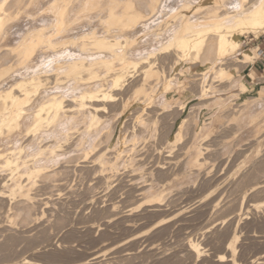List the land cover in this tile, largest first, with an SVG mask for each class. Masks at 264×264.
<instances>
[{
  "label": "rangeland",
  "instance_id": "rangeland-1",
  "mask_svg": "<svg viewBox=\"0 0 264 264\" xmlns=\"http://www.w3.org/2000/svg\"><path fill=\"white\" fill-rule=\"evenodd\" d=\"M12 1L13 0H8L6 8L9 11H15L13 15L14 17H12L13 21L9 26L12 28L11 25H14L13 29L15 30L11 31V34L12 37L14 35L16 39H10L9 36L11 34L6 38L0 37V68L2 67L0 71L13 66V69L10 72L11 75L16 73L17 69H25L28 64L23 61L24 58L21 53L16 50V47L19 46L21 42V37L18 35L21 36L23 33H29V30L32 31V28L35 27V25L38 27L40 23L35 22L36 20L41 22V20L47 18V16L53 17L50 13V5H52L53 2H51V4L48 2L47 4L44 0H37V2L34 0V3L33 0H22V3L18 8L13 5ZM139 1L143 3L141 4L143 11L148 12V7L145 3L147 0ZM78 2L79 1H77V3ZM239 2H241V0H221L219 3L212 2V4L202 2V0L159 1L156 10L157 13L154 15L155 17H152L154 19L151 18V20L148 21V27L146 24V27H140L141 29L144 28L146 31L145 34L144 32L140 34L137 28H135L137 31L131 29V26L127 28L128 33L125 34H129L130 32L132 35L134 34V38L130 44V49L132 50V52L130 50V57H141L145 55V53L147 54L154 50L155 47H158L162 41L165 42L169 40L170 37L168 38L166 36V38H163L165 40L155 38L159 27L161 28V31L165 28L166 30H171L187 19L199 21L207 16L210 9H216L219 14H233L234 11L238 10L240 7ZM23 3L25 4L23 5ZM42 3H46L47 5L45 4L44 6ZM80 3L78 5H80ZM42 5L45 7L44 10ZM105 5V7H107V3ZM100 9L101 8H94L92 9L94 11H89L92 12V17L94 15L93 18L89 15L90 13L88 14L89 16H84L85 18L90 17L93 23H88L91 22L90 18V20L83 19L84 17L77 14L81 18L80 22L85 21V23L83 22L84 26H80L83 24H78L77 27L74 26L76 27L75 29L73 27L69 28V31L74 32V29L76 30V35H81V33L83 34L95 29L98 32L100 31L99 33H101V35L102 32L105 34L104 31L109 28V24L105 22V12H101ZM120 10L121 9L118 8V11ZM29 12H35L37 15L35 16L34 13L30 15ZM45 13L47 15H43ZM72 14L73 13H71V17H75V15ZM41 16L44 18H41ZM50 17L47 18V23L51 22L52 18L50 19ZM20 18H22V20ZM32 19H35V21ZM23 20H26L25 22L27 24ZM94 22L96 25L95 28ZM156 22L158 23V26ZM200 23L201 22H196L195 24ZM25 24L33 26L28 29V26ZM166 24L172 27L170 28L168 26V28L166 27ZM21 25L24 26L22 28H25V30H22ZM18 26H20V28ZM47 26H49L48 30H51L50 33H52V26H50V24H47ZM88 26L92 28H87ZM78 27L80 31L82 30L81 33H78ZM81 27H84L85 29L83 28V30ZM100 27L103 30L105 28V30L103 31ZM17 28L19 29V32H17ZM14 31L15 33H13ZM107 31L110 32V30ZM107 31L106 33L109 34ZM111 32H113V35L116 34L114 31ZM111 32L110 35H112ZM136 32H139L137 35L140 34L142 36H135ZM68 34H70V32L65 35L62 33V35H64L62 38L68 40ZM142 37L145 39L146 43ZM254 37L253 33L245 34L243 36L241 50L225 57V67L227 66L233 72V75L230 77L220 76L219 72H217V68H211L208 73H206V76L203 72H205V68L208 66L203 58V61L201 60L195 63L194 60H191L192 58L178 57V54H176V51L174 50L170 53H164V57H162L164 54H161L163 59L159 54V57H157L159 58V64H156V67L158 66L160 72L149 77L147 83H150L147 84V86L150 88L146 87L148 88L147 92L149 93L147 95L142 94V96L140 95L141 97H139V95L136 96L134 90L136 89V85L139 84V82L137 83V81H140L138 79H141L143 66L138 70H133L134 73H132V75L135 74L134 78H129L128 82L130 85L128 84V88L123 92L126 94L125 96L123 94V100L124 98H127L126 101L129 99L127 109L123 112V104H119L121 102L123 103V100L121 99L122 101L113 104V107L112 105L110 106V109H112L110 110L112 111V113H110L111 116L109 115V118L104 117L105 120L98 125L93 126L94 129L91 128V130H89V119L84 118L82 115L84 111L79 110L81 106L76 102V121L74 122V125L71 124L72 127L69 128L70 125L66 126L63 122H61V125H64L60 126V122L58 121H45L42 127L40 126V131H37V137L34 134H31L33 132H31L30 135H26L29 130L28 127L31 128L30 126L33 123V113L36 109H34V111L32 110V116L30 111H28L30 114H26V118L24 117L26 120L23 119L22 127H20L21 129L19 128V131L17 130L13 136L3 137L2 139L4 141L1 139L3 144H0V152H4V156L0 158V169H2L0 170V189L5 194L2 195L3 198L0 196V264H24L23 262L26 260L32 262L31 264H80L84 261L87 262L86 264H218V254L228 253L227 245H229V243L235 238L234 245L236 249L234 255L237 261L240 260L237 264H257L260 261H264V208H259V210H257L258 208L254 207L255 203L264 200V33L260 35V39H254ZM17 39L20 42H18ZM149 41L150 44H148ZM80 42L82 41L78 39L77 42L76 40L77 49V43H79L80 47ZM142 42L143 44H141ZM68 43H65L64 47L62 44V47L60 46V48L66 50L65 48H68V46L72 44L71 42L70 44ZM46 46L47 45L44 46L45 48L42 46L44 49L38 51L39 55H42L43 52L45 56L54 53L50 51L52 48L49 46H47L49 47L47 48ZM256 46L261 48L262 52L259 56L255 54V61L248 64H240V62H237L238 58L244 57V50H248L249 48L252 49ZM90 47H92V45L86 46L84 51L94 52L95 50L93 47ZM80 49L81 48L76 51L79 56L83 53V50L80 51ZM86 52L81 55H86ZM8 55H10V57ZM20 58H22L21 61L19 60ZM166 59H168V61ZM256 61H259L260 63L259 71H257L254 64ZM162 66L164 68H162ZM14 69L16 71H14ZM104 69L105 68L102 67L98 72L101 75L103 73L105 74ZM149 69V71H153L151 67ZM9 77H11L10 74ZM108 78V83H110L111 78ZM102 83L103 82L98 81L90 83L92 86L90 84H85V86H83L84 88L91 90L98 88ZM168 83H170V86L167 89L166 87ZM244 84L247 85V87H244ZM131 85L132 87H130ZM55 87L56 86H54V88ZM203 87H207L208 89L205 95H203L201 91ZM36 101L38 100H36L35 97V100H33V107ZM68 103L70 102L68 101L67 104ZM152 118L153 121H156V132H149L150 134L148 133V137V135H146L147 131H144L145 133H140L141 128L139 127V124L141 121L145 120L151 124ZM178 124L183 126V136L175 146L170 140L174 137ZM54 128H60L61 131L57 130V132L55 131L56 134L52 133L54 134V137L51 136V138H49L50 140L48 139L39 142L41 140L39 138L41 134L46 131V133H49L51 130L54 131ZM124 130L127 132L125 133L127 139H129L122 145L124 147L122 152H124L125 155L120 149L115 147L118 145V137L122 135ZM133 131L140 136L137 135V137H135L136 134ZM57 133H59V135ZM106 133H108V135ZM129 134L135 135L132 137V135L130 136ZM22 136L24 138H22ZM9 137L11 138V141L9 140ZM66 137L68 138L66 139ZM93 137H98L96 138V140L98 139L96 142L100 141V150L104 149L107 145V149H104L105 152L102 150V153L106 154L105 157H110L114 160L116 158V160L119 159L121 161L119 163L121 164L120 171L122 172H119L117 175L120 176V173H122V179L119 176H111V174L109 177V174L107 175L92 167L91 161H93V152H90L86 156H82L85 153L84 150L90 148L89 141L95 139ZM55 138L60 139L55 141ZM79 138L81 140L84 138L85 142H82L83 145H79L77 142ZM109 138H111V140ZM69 139L71 141H69ZM65 140H68L69 142L66 143ZM74 141L77 142L76 150L75 148L71 149ZM21 144H24V149L20 153L21 156L19 155L18 149L15 150V152L17 151V154L15 153L11 156L12 159H14V157L17 159L16 156L19 158L21 157V159H17L20 163L26 161V157L28 159L29 157L31 158V156L34 157L36 155L35 153L46 149L44 148L45 146H49V148L46 152L40 154L42 159L38 158L35 160V158H31L30 166L28 163L30 160H28V165L25 163L28 168H22L24 163L21 164L22 167L20 166L21 170L19 169V171L16 169L17 167L15 165V167L4 166L7 157H10L11 155V149L18 148ZM59 145L61 147H59ZM169 145L170 147H167ZM110 146L111 148H109ZM40 147H42L41 150ZM54 149H57L56 151L58 154H70L73 150L74 152H71V154H76V156H74L76 163L73 164L70 162L72 166L70 163L69 166H67L66 164H68V162L63 161L65 163L62 164V167L61 164H59V168L61 167L60 169L64 171H60V174L58 173L59 175L56 176L58 178L55 177V182H48L43 176L33 178V180L31 179L32 182L31 180H28L27 176L23 174L24 171L29 169V167H33L34 164L35 166L37 164L39 165L40 161L38 162V160H41L42 162L45 157L51 156V151ZM69 149H71V151H69ZM108 149L111 150V154L113 155L110 154V150ZM113 149L115 150V154ZM63 150H68L69 152L66 151V153ZM32 154L35 155L33 156ZM153 154L154 157H152ZM176 155L179 157H176ZM146 156L148 160L145 159ZM121 158L123 159L121 160ZM133 158H135V160ZM195 158H199V165L187 169L192 171V173L186 170L187 172L185 175L191 176H184L185 179L189 178V181L187 180L188 182L185 181V179H181L180 182L183 184L170 183L171 185L167 184V186L164 185V182L163 187L165 186V188H163L162 185H159L166 190L163 192L158 186V189L155 187L157 190L154 188L156 192L152 191L153 194L159 196L156 200L158 201V206H156L158 207L157 211L152 210V212L150 210L151 206L149 207V204L145 202V194H143L144 196H140L141 191H139L137 186L126 181L130 179L131 174L129 175V173L125 171L123 165H127L129 160H134V162L132 161V165L144 164L146 166L145 175L150 174L152 177H154V175L155 177H160L158 176L160 175L158 174L159 172L156 173V170H159L158 167L164 163L163 161L166 162L167 160L168 162H171V164L167 163L170 166L165 164L167 168L169 167L173 168V170L175 169L174 171H179L186 160H195ZM32 159L35 163L32 162ZM139 159L141 160V164H137L140 163ZM64 165L65 168L63 169ZM124 172L125 175L123 174ZM12 175L13 177L11 179L10 177ZM106 175L109 178L106 177ZM4 178L7 182L2 181ZM161 178L164 179V177ZM34 179H37L36 184L33 182ZM56 179L59 180L57 181ZM18 182H24L22 185L28 187H24V189L27 188L26 190L30 192L32 197L30 200L32 208L31 217H28L27 219L15 216L17 207H22V202L25 204L24 202L26 201H24L22 197H17L16 201L15 199L10 200L11 196L9 197L13 187L17 188L16 184L18 185ZM30 182L32 184H30ZM2 183L7 185L5 186ZM174 186L175 188H172ZM157 193L159 195H157ZM168 194L170 195L168 196ZM149 195V193H146V196ZM160 198L162 201H160ZM14 206H16V208ZM13 213L14 216L12 215ZM234 234L236 236H234ZM135 236L139 237L136 238ZM192 238L198 242L200 241V244L204 249V256L202 255L201 258L199 257L200 259L187 250V242ZM226 255L229 257L228 254ZM194 259L195 262L193 261ZM228 261L229 260L224 261L223 264L226 262V264H230L231 261Z\"/></svg>",
  "mask_w": 264,
  "mask_h": 264
},
{
  "label": "bare ground",
  "instance_id": "bare-ground-1",
  "mask_svg": "<svg viewBox=\"0 0 264 264\" xmlns=\"http://www.w3.org/2000/svg\"><path fill=\"white\" fill-rule=\"evenodd\" d=\"M77 1H79V2L77 3ZM106 1L107 0H81V1L80 0H47V1L44 0V2H46L47 4H48V2H50V4H51V2H53L52 5L49 4L50 5V11H51V12L50 11L49 12L51 13V16L53 15L54 18L50 17V16H47V18H49V17H50V19L52 18L51 22L47 23L46 21L48 19L42 17L43 15H47L45 13V14H43L41 16V18H44V19L41 20V18H40L41 22H38V20L35 21V19H32L33 21H35L37 23H40L39 26L37 27L35 25V27L32 28L33 29L32 31L29 30V33H27L25 31L27 34L23 33V35H21V36L18 35L19 37H21L20 38L21 42L17 39L18 42H20V44H19V46L16 47V50L19 53H21L22 57L24 58L23 61L26 62V64L27 63L28 64L26 65L25 69L22 68L23 70L17 69L16 73H14L12 71L14 73L13 75H11V73H10L11 70L13 69V66H10L8 68L2 69L0 71V144H3V142H1V139L3 137L5 138V136H7V137L8 136H13V134H15V132H17V130L19 131V128L22 127L23 119H25L26 118L25 116H27L26 114L29 115L32 112V110L34 111V109H36L35 112L33 113L34 114V116H33L34 120H33V123L30 126L31 128L28 127L29 130L27 132L29 134L26 133V135H30V133L33 132L31 134L32 135L34 134L37 137V134H38L37 131L39 130L40 126L42 127V125H43V123L45 121L46 122L47 121L48 122L49 121H51V122L58 121V122H60L59 123L60 126H63L64 124H66V126L70 125L69 128L72 127L71 124L74 125V122L76 121V116H75L76 115V113H75V111H76V102L79 103V105L81 106L79 110L84 111L83 114H82L84 116V118L85 119H89V123H90V125H89L90 129L89 130H91V128L94 129L93 126H96L99 123H101L103 120H105L104 117H106V118L108 117L109 118L111 116L110 113H112V111H110V110H112V109H110L111 108L110 106L112 105V107H113V104H116L117 102L123 100V94H124V96L126 95L123 92H124V90L126 88H128L127 87L128 84L130 85L128 80H129L130 77L134 78L135 74L132 75V73H134L133 70H138L140 67L143 66L142 67L143 70H142V74H141V79H138V80H140V81H137V83L139 82V84L136 85V87H135L136 89L134 90L136 96L139 95V97H141L142 94L143 95H147L149 93V92H147L148 88H150V87L147 86V84L150 83V82L147 83L149 77H152V76H154V75H156V74H158L160 72L158 66L156 67V64H159L158 63L159 62L158 61L159 58H157V57H159L158 55L160 54V57H161V54H164V53L166 54L168 52L170 53L172 50L176 51V54H178V57L181 56V57H184V58H187V57L192 58L191 60H194L195 63L201 61L202 58H203L204 62H206V65L208 66L207 68H205V72H203L205 74L208 73V71L211 68H217V70H218L217 72H219L220 76H222V77H230V76L233 75V72L227 66L225 67V64H226L225 60H224L225 57L227 55H230L232 53H235V52H238L239 50H241L242 44H243V36L245 34L253 33L254 36H255L254 39H260V35L264 33V0H261V1H257V0H250V1L241 0V2H239L240 7L238 8V10L234 11L233 14H230V13L219 14V12L216 9H210L208 11V13H207V16L203 17L199 21H193V20L187 19V20L183 21L182 23H180L179 26L177 25L176 28H173L171 30H169V29L166 30V28H165L164 30L161 31V28L159 27L160 32H159V30H158V33L155 32V33H157L155 38L160 40V38L163 39V38H166V37H168V38L170 37L169 40H167L165 42L162 41V43L158 47H155L154 50L148 52L147 54L145 53V55H143L141 57L133 58L132 56L130 57V50H131L130 49V44L132 43L131 41L134 38V34L132 35L131 32H130L131 34L129 33L130 35L129 34H125V33H128V29L127 28L129 26H131V29L134 30L135 28H137L139 30L140 34H142V32H144V34H145L146 31L144 30V28L141 29L140 27L141 26L142 27L145 26V24L147 25L148 21H150L152 17H155L154 15L157 13L156 10H157V7H158V2L161 1V0H147L145 3L147 5V7H148V12L143 11V9L141 7L142 6L141 4H143V3H141V1H139V0H110V1H107V2ZM220 1L221 0H202V2H208V3H211V4H212V2L219 3ZM12 2H13V5H15L16 7L19 8L20 4L22 3V0H13ZM26 2H28V1H26ZM36 2H37V0H36ZM33 3H34V0H33ZM38 3H40V2H38ZM46 3H44V4L42 3V4L45 6ZM79 3H80V5H78ZM106 3H107V7H105ZM7 4H8V0H0V37H3V38L8 37V35L11 34V31L15 30V29H13L14 25L13 26L11 25L12 28H10V26H9V24L13 21L12 17H14L13 15H14L15 11H9L6 8ZM24 4L25 3H23V5ZM44 6H43V10L45 9ZM94 8L95 9L96 8H101L100 9L101 12L102 11H103V13L105 12V14H104L105 18L104 19H105V22L107 24H109V28H110V29L107 28V30H110V32L114 31L116 34L113 35V32H111L112 35H110L109 31L105 30V28H104V30H105L104 31L100 27L106 34L105 35L102 32V35H101V33H99L100 31L98 32L97 30L94 29L95 26H96L95 22H94V28H93L94 30L88 31V32L83 33V34L81 33L82 30L80 31L79 27L80 26H84L85 21H83L84 23L82 21L80 22L81 18L78 15L84 17V16H87L90 13L89 15L91 16L92 12H89V11L94 9ZM118 8H120L121 10L118 11ZM34 10L37 11L36 9H34ZM24 11H25V9H24ZM92 11H94V10H92ZM32 13H34L35 16L37 15L35 12H32ZM32 13L29 12L30 15ZM71 13H73V14L75 13L74 14L75 17L73 16V18H72L71 17ZM95 14H97V13H95ZM93 17H94V15H93ZM93 17L91 16V18H93ZM99 17H101V16H99ZM99 17H98V20H99ZM89 18H85L84 17L83 19H89ZM20 19L22 20V18H20ZM26 19H27V17H26ZM152 19H154V18H152ZM102 20H103V18H102ZM23 21L25 22L26 20H23ZM94 21H96V20H94ZM35 22H34V24H35ZM196 22H201V23L200 24H195ZM88 23H93L92 19H91V22H88ZM12 24H14V23H12ZM21 24H23V23H21ZM30 24H32V23H30ZM47 24L48 25L50 24V26H52V33H50L51 30H48L49 26H47ZM78 24H83V25H80L77 28L78 31H79L78 33H81V35H76V32H75L76 30H74L78 26ZM98 24H99V21H98ZM167 24H168V22H167ZM169 25H170V23H169ZM169 25H167L166 27H168ZM26 26H28L27 28L29 29V27H32L33 25L32 26L31 25H26ZM74 26H76V27H74ZM90 26H91V24H90ZM90 26H88L87 28H89ZM157 26H158V23H157ZM18 27L20 28V26H18ZM22 27H24V26L21 25V28ZM71 27L74 28L73 31L75 33L69 31L70 30L69 28H71ZM106 27H108V26H106ZM147 27H148V25H147ZM83 28L81 27V29H83ZM90 28H92V27H90ZM148 29H151V28H148ZM17 30H18L17 32H19L18 28H17ZM22 30H25V28L24 29L22 28ZM86 30H88V29H86ZM98 30H99V28H98ZM106 31L109 34H107ZM125 31H127V32H125ZM134 31H132V32H134ZM68 32H70V34H68V38H67L68 40L62 38ZM139 32H136L135 36H139L140 34L137 35V33H139ZM13 33H15V31ZM20 33H21V31H20ZM62 33L64 35H62ZM58 36H60V37H58ZM66 36H65V38H66ZM140 36H142V35H140ZM9 37L12 40H13V38H14V40L16 39L14 37V35L12 37V34ZM78 39L82 41V42H80V47H79V43H77L78 44V49L81 48L80 51L83 50V53L86 52V51H84V49H86V46H88V45H92V47H93V49L95 51L94 52H89L87 50L88 52H86L87 54L84 55V56H82L81 54H83V53H81L79 51L81 53L80 56H79V54L76 53V51L78 50L76 48V46H77L76 45V40L78 42ZM142 39H143V37H142ZM142 39H140V40H142ZM143 40L145 41V39H143ZM163 40H165V39H163ZM6 41H8V40H6ZM151 41H152V39H151ZM70 42L73 44V45L71 44L72 47L70 45V46H68V48H65L66 50H63V49L60 48V46L62 47V44H63V47H64L65 43L66 44L67 43L70 44ZM145 43H146V41H145ZM139 44H140V42H139ZM141 44H143V42ZM148 44H150V41H149ZM6 45H7V43H6ZM45 45H47L50 48H52L50 51H52L54 53L53 54L51 53L52 55L49 54V56L47 55L48 54L47 53L46 54L47 56H45V54L43 52L42 53L43 57H42V55H39L38 51L44 49ZM42 46L44 48H42ZM49 47H47V48H49ZM65 47H67V46H65ZM92 47H90V48H92ZM44 51H46V50H44ZM48 52H49V50H48ZM131 52H132V50H131ZM261 52L262 51H261V49L258 46L253 47L252 49L249 48L248 50H244V53H243L244 57L243 58H238L237 62L238 63L240 62V64L241 63H243V64L251 63V62L255 61V59H256L255 54H257V56H259L261 54ZM90 53H92V54H90ZM165 54L162 57H164ZM8 56L10 57V55H8ZM21 59L22 58H20L19 60L21 61ZM13 60H14V58H13ZM166 60L168 61V59H166ZM237 62H236V65H237ZM17 64H18V62H17ZM102 67L105 68L104 69L105 74L103 73L104 75L103 74L101 75L98 72L100 70V68H102ZM150 67L152 68L153 71H149ZM162 68H164V67L162 66ZM190 69H189V71H190ZM14 71H16V70L14 69ZM9 74H10L11 77H9ZM138 75H140V74H138ZM206 76H207V74H206ZM108 77L111 78L110 79V83H108V81H109ZM98 81L103 82L101 84V86H99L98 88H96V89H91L90 88L91 90H88V89L84 88L85 84H90V83H93V82L95 83V82H98ZM52 83H54L55 85L52 84ZM54 86H56V87L54 88ZM169 86H170V83L167 84L166 88L168 89ZM130 87H132V85ZM146 87H148V88H146ZM244 87H247V85L244 84ZM207 90H208L207 87H203V89L201 90L202 94L205 95ZM35 97H36V100H38V101L35 102V105L33 107V104H34L33 100H35ZM139 97H137V98H139ZM126 99L124 98L123 103L122 102L119 103L121 105L123 104L122 105L123 112L127 109L128 104H129V101H128L129 99L127 101H126ZM68 101L70 103L67 104ZM31 105H32V107H31ZM122 109H120V110H122ZM148 109H149V107H148ZM28 111H30V113H28ZM71 113H74V114H71ZM259 113H261V112H259ZM33 114L31 113V116ZM137 115H138V113H137ZM263 117H264V114H263ZM27 119H29V118H27ZM154 119H155V117H154ZM152 121H153V118L151 120V124L148 121H146V120L145 121H141L140 124H139V127L141 128L140 129V133L141 132L143 133L144 131H147L146 135H148V137H149V134H150L149 132H152V133L156 132V129H155V122L156 121H153V123H152ZM61 122H63L64 124L61 125ZM132 123H134V122H132ZM257 125H259V124H257ZM177 126H178V128L175 131L174 137L170 140V142L175 144V146H176V143L178 144L179 140H181L182 136H183V126L180 125V124H178ZM22 130H24V129H22ZM57 130L61 131V129L59 128V129H55L54 131L51 130L52 131V132L50 131L51 133L50 132L46 133L47 132L46 131L45 133L41 134L39 136V138L41 139L39 142H42L44 140H48L49 138H51V136L54 135L52 133H55V131L57 132ZM125 130H124V132H122V135H120L118 137L119 139L118 138H117L118 140L116 139L118 141V142L116 141L118 143V145H116V146L114 145L115 147L120 149L121 152L123 151V148H124L122 145L125 144L127 142V140H129V139H127V136L125 135V133H127ZM170 133H171V131H170ZM18 134H17V136H18ZM57 134L59 135V133H57ZM61 134H60V136H61ZM70 134H72V133H70ZM106 134L108 135V133H106ZM110 134H112V133H110ZM155 134H157V133H155ZM131 135H132V137L134 136L133 134H131ZM137 135L138 134H136L135 137H137ZM75 136H76V134H75ZM138 136H140V135H138ZM26 137H28V136H26ZM68 137H66V139ZM22 138H24V137L22 136ZM69 138H71V137H69ZM73 138H72V140H73ZM93 138H95V137H93ZM96 138H98V137H96ZM96 138L92 139L91 141H89V143H90L89 147L90 148L88 150L87 149L84 150L85 153L82 156H86L90 152L91 153L93 152V154H94L92 156L93 158L91 157L93 159V161H91L92 167H94L96 170H98L100 172H103V173H105L107 175L109 174L108 175L109 177H110V174H111V176H116V177L119 176L117 174L119 172H122V171H120L121 170L120 169V165L121 164L119 162H121V161L118 159L119 155L117 157V159L119 161L116 160V158L114 160V159H111L110 157H105L106 154L102 153V152L104 151V149L105 150L107 149L106 148L107 145H106V147L104 149H102L103 151L100 150L101 148L99 146H100L101 143H100V141H98L99 143L96 142L98 140V139L96 140ZM59 139L60 138H55V141H57ZM79 139H78L77 142L79 143V145L80 144L83 145L82 142H85L84 138H82V140L81 139L79 140ZM89 139H90V137H89ZM109 139L111 140V138H109ZM7 140H8V138H7ZM9 140L11 141V138ZM23 140H22V142H23ZM75 140H76V138H75ZM65 141L67 143V142H69L71 140L69 139V141L68 140H65ZM74 142H73L74 144L72 143V145L74 147L71 145V143H70V145L72 146L71 149L75 148V150H76V146H77L76 143L77 142L76 141H74ZM87 144H88V142H87ZM23 145L24 144H21L20 146L17 145L18 148L16 147V148H12L11 149V152H10L11 155L8 154V155H10V157H7V160L4 162V164H5L4 166H7V167L11 166L12 167V166L15 165L17 167L16 169L19 171V169L21 170V167H22L21 164L24 163L23 164L24 166L22 168H24V167L28 168L27 165L29 163V166H30V163H31L30 159L31 158H33V159L35 158V160L38 159V158H41L40 154L41 153L43 154L49 148V146L43 145V146H45L44 148H46V149L41 150L42 147H40L41 151L39 150L40 152L35 153L36 155L34 154L36 157L32 154L34 157L31 156V158L29 157V159L26 157L27 160L26 161H22V163H20V161L17 160L19 158L18 156H16L17 159L15 157H14V159H12L11 156H13L15 153L17 154V151L15 152L16 149H18V152H19V155H20V153L24 149ZM60 145H62V144H60ZM60 145H59V147H61ZM79 147H81V146H79ZM86 147H87V145H86ZM167 147H170V145L167 146ZM109 148H111V146ZM71 149H69V151H71ZM77 149H78V147H77ZM56 150L57 149L52 150L51 151L52 155L45 157L44 160H42V162H41V160H38V162L40 161L39 165L37 164L35 166V164H34V166L32 165L33 167H29V169L24 171L23 174L27 176L28 180H31V179L33 180V178H38L39 176H43L46 181L55 182V177L60 174L59 173L60 171H62L60 168L62 167V164L65 163L63 161H67L68 162V164H66L67 166H69L70 162L73 163V164L76 163V159H74L75 158L74 156H76V154L75 155L71 154V152H74L73 150L70 152V154H64V153L63 154H58V152ZM108 150H110V149H108ZM115 150H116V148H115ZM115 150H114V154H115ZM63 151L66 152L68 150H66V151L63 150ZM116 152H117V150H116ZM127 152H128V150H127ZM111 153L112 152L110 150V154ZM122 153L124 154V152H122ZM108 154H109V152H108ZM111 155H113V154H111ZM2 156H4V152L3 153L0 152V158ZM167 156H169V155H167ZM177 156L178 155H176V157ZM181 156H182V154H181ZM120 157H122V156H120ZM123 157H125V156H123ZM152 157H154V154H153ZM112 158H114V157H112ZM173 158H174V156H173ZM19 159H21V157ZM33 159H32V162H34ZM122 159L123 158H121V160ZM133 159L135 160V158H133ZM145 159H147V156H146ZM28 160H30V162L27 163ZM134 160H132V161L134 162ZM132 161L129 160V162H128V160H127L128 164L125 161L127 165H123L124 166L123 168L125 169V171L128 172L129 175L131 174V176H132V178L130 176V179H128L126 181L127 182L129 181L131 184L137 186V188L139 189V191H141V194H142V195L140 194V196H144L143 194H145V196H144V198L146 197V201L145 202L147 204H149V207L151 206V208H150L151 211L152 210L153 211H157L158 210V207H156V206H158L157 205L158 201H156V200H157V197H159V196L154 195L152 191L156 192L155 189L156 188L158 189V187H160L162 192L166 191L163 188H165V186H167V184L171 185L170 183H173V184L174 183H177V184L181 183V184H183L182 182H180V180L181 179H185L184 176L185 177L190 176V175H188V173H187L188 176L185 175L186 172L189 171L187 169L192 167V166L199 165L198 164L199 158H197V159L195 158V160H188V161L186 160L183 164L181 163L182 166H181V168L179 167L180 168L179 171H174L175 169L173 170V168H169V167L167 168L165 166V164L166 165L171 164V162H168L166 160V162L163 161L164 163L158 167L159 170H156V173L159 172L158 174H160V175H158L160 177L156 176L157 177V179H156L154 174H152V175H154L155 178L152 177L150 174L149 175H145L144 174L145 171H146V168H145L146 166L144 164H141V160H140V163H137V164H141V165H132L133 164ZM71 163H70V165L72 166ZM59 164H61L60 168H59ZM134 164H136V163H134ZM87 166H88V164H87ZM168 166H170V165H168ZM172 167H173V164H172ZM64 168H65V165L63 166V169ZM0 170H2V169H0ZM18 171H16V172H18ZM189 172L192 173V171H189ZM81 173H82V171H81ZM1 174H2V172H1ZM121 174L122 173H120V176H119L120 178H121ZM123 174L125 175V172ZM107 175H106V177H108ZM8 176H4V177H8ZM249 176H250V174H249ZM12 177H13V175L10 178L12 179ZM161 177H164V179H162ZM56 178H58V177H56ZM111 178H114V177H111ZM188 179H185V181H187ZM248 179H249V177H248ZM32 180H31V182H32ZM36 180L37 179H34V181H33L35 184H36ZM56 180L58 181L59 179H56ZM178 180H179V182H178ZM2 181L4 182L5 178ZM103 181H105V180H103ZM108 181H109V179H108ZM185 181H183V182L186 183ZM248 181H250V180H248ZM5 182H7V181H5ZM31 182H30V184H32ZM111 182H112V180H111ZM164 182H165V184H164L165 186L163 187V183ZM23 183L22 182L21 183L18 182V185L16 184L17 188L13 187V190H11L10 195L9 194L8 195H9V197L11 196L10 200L15 199V201H16L17 197H22L24 199V201H26V202H24L25 204H23V202H22V205H23L22 207L21 206L17 207V211H15L16 212L15 216L19 217V218L21 217V218L27 219L28 217L29 218L31 217V209L32 208H31L30 200L32 199V197L30 195V192L28 190H26L28 187L22 185ZM34 183H33V186H34ZM121 183H122V180H121ZM245 183H246V180H245ZM2 184L5 185V183H2ZM10 184H12V183H10ZM258 184H260V183H258ZM49 185H51V184H49ZM159 185H162L163 188L161 186H159ZM246 185H247V183H246ZM29 186H31V185H29ZM24 187H27V188L24 189ZM172 188H175V186L172 187ZM33 189H34V187H33ZM121 190H123V189H121ZM116 192H117V190H116ZM146 193H149L150 195L146 196ZM3 194H4V192L1 191V189H0V196H2ZM113 195H114V193H113ZM157 195H159V194L157 193ZM169 195L170 194H168V196ZM7 196H6V198H7ZM2 198H3V196H2ZM113 198H116V197H113ZM144 198H143V200H144ZM160 201H162L161 198H160ZM13 202H14V200H13ZM16 206H14V207L16 208ZM254 207L258 208L257 210H259V208H264V200L255 203ZM182 210H184V209H182ZM12 215L14 216V213ZM129 226H131V225H129ZM245 226H247V225H245ZM233 233H235V232H233ZM235 234H234V236L237 235V234L236 235ZM137 237H139V236H137ZM235 239H233V241L230 240L231 242L229 243V245H227L228 246L227 247L228 253H226V254H228L230 258L224 253L223 254L219 253L220 255L218 254V257H217V261H219L218 264L219 263L223 264V262L227 261V260L231 261L230 264H237L238 262H240V260H238V261L236 260V257L234 255V252H235V249H236L235 245H234V240ZM187 243H188V249L187 250H189V252H192L194 255H196L197 258H199V257L201 258L203 253H204V251H203L204 249H203L202 245L200 244V241L198 242V241H196V240H194L192 238ZM194 255H192V256H194ZM263 258H264V255H263ZM259 260H261V259H259ZM193 261L195 262V259ZM251 262H253V261H251ZM263 262L264 261H260L258 263L261 264ZM23 263L24 264H31L32 262H30L29 260H26ZM86 263L87 262L84 261V262H81L80 264H86ZM226 263H224V264H226Z\"/></svg>",
  "mask_w": 264,
  "mask_h": 264
},
{
  "label": "crops",
  "instance_id": "crops-1",
  "mask_svg": "<svg viewBox=\"0 0 264 264\" xmlns=\"http://www.w3.org/2000/svg\"><path fill=\"white\" fill-rule=\"evenodd\" d=\"M260 49H261V48H260ZM258 60H259V59H258ZM254 64H255V67H256L257 71H259V64H260L259 61H258V62H257V61L254 62Z\"/></svg>",
  "mask_w": 264,
  "mask_h": 264
},
{
  "label": "built area",
  "instance_id": "built-area-1",
  "mask_svg": "<svg viewBox=\"0 0 264 264\" xmlns=\"http://www.w3.org/2000/svg\"><path fill=\"white\" fill-rule=\"evenodd\" d=\"M263 55H264V52H263Z\"/></svg>",
  "mask_w": 264,
  "mask_h": 264
}]
</instances>
